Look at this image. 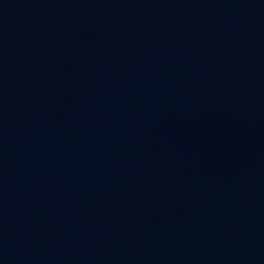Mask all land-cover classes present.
Here are the masks:
<instances>
[{
	"label": "water",
	"instance_id": "obj_1",
	"mask_svg": "<svg viewBox=\"0 0 264 264\" xmlns=\"http://www.w3.org/2000/svg\"><path fill=\"white\" fill-rule=\"evenodd\" d=\"M0 264H264V0H0Z\"/></svg>",
	"mask_w": 264,
	"mask_h": 264
}]
</instances>
